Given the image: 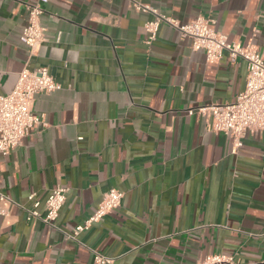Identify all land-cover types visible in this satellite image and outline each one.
<instances>
[{
	"label": "crops",
	"instance_id": "crops-1",
	"mask_svg": "<svg viewBox=\"0 0 264 264\" xmlns=\"http://www.w3.org/2000/svg\"><path fill=\"white\" fill-rule=\"evenodd\" d=\"M0 0V93L23 68L45 66L61 89L38 94L45 127L0 154V264H201L233 257L264 264V131L231 152L224 133L188 110L233 103L245 88L243 59L209 64L162 24L145 44L148 14L129 0H47L45 42L19 41L27 6ZM188 23L198 16L232 43L264 50V0H142ZM67 189L52 225L40 215L51 190ZM120 206L73 237L102 196Z\"/></svg>",
	"mask_w": 264,
	"mask_h": 264
},
{
	"label": "built area",
	"instance_id": "built-area-1",
	"mask_svg": "<svg viewBox=\"0 0 264 264\" xmlns=\"http://www.w3.org/2000/svg\"><path fill=\"white\" fill-rule=\"evenodd\" d=\"M136 11L148 14L150 19L144 24L145 44L150 46L156 39L162 24L176 30L182 38L189 41L193 51H202L209 64L220 60L223 52L228 53L231 61L241 58L246 63L247 75L245 88L233 103H212L188 110V115L196 114L207 120V129L214 133H224L231 141V152L236 153L242 146L246 133L264 131V50L259 51L250 44L242 46L229 42L226 36L214 28L215 21L209 17L198 16L188 23L160 13L142 0H129ZM38 0L27 6V20L19 34V41L25 45L29 55H33L45 42V28L40 23L43 13ZM61 89V85L49 74L47 67L23 68L17 76L13 90L8 94L0 93V154L7 155L17 147L23 138L33 131L45 127L43 118L30 109L32 100L38 94H50ZM67 189L57 186L51 190L44 204V214L35 209L28 210V219H38L52 225L59 216L65 203ZM123 193L115 188L108 190L95 211L81 225L75 227L73 237L98 223L102 218L120 206ZM93 264H113V259L94 253ZM201 264H243L233 257L211 255Z\"/></svg>",
	"mask_w": 264,
	"mask_h": 264
}]
</instances>
